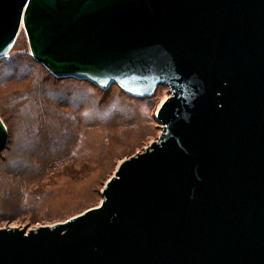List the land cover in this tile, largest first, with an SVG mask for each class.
Instances as JSON below:
<instances>
[{
    "label": "water",
    "instance_id": "obj_1",
    "mask_svg": "<svg viewBox=\"0 0 264 264\" xmlns=\"http://www.w3.org/2000/svg\"><path fill=\"white\" fill-rule=\"evenodd\" d=\"M23 30L58 78L170 96L98 205L0 228V264H264V0H0V59Z\"/></svg>",
    "mask_w": 264,
    "mask_h": 264
},
{
    "label": "trees",
    "instance_id": "obj_2",
    "mask_svg": "<svg viewBox=\"0 0 264 264\" xmlns=\"http://www.w3.org/2000/svg\"><path fill=\"white\" fill-rule=\"evenodd\" d=\"M10 85L27 87L2 112L6 118L10 115L9 121L22 119L23 123L17 124L21 132L16 139L41 138L45 128L51 125L59 131L58 137L64 140L44 137L50 144L49 149L43 150L42 155L32 162L14 167L10 164L14 161L11 157L4 159L1 156L9 151L12 141L9 138L8 146L0 155V170L6 169L0 176L11 183L1 190L5 196L1 198L4 201L1 205L6 207L17 209L19 206L21 209L29 203L33 208L49 209L50 200L28 191L29 198L25 202L16 182L40 181L53 169L75 164L88 155H101V159H108L112 147L127 141L126 132L135 131L145 137L152 135L157 127L145 107L147 98L136 97L116 84L103 89L87 80L58 78L36 61L29 51L0 59V87ZM66 87L73 90L64 91L58 98L59 90ZM95 193L97 191L92 189L91 194Z\"/></svg>",
    "mask_w": 264,
    "mask_h": 264
},
{
    "label": "rangeland",
    "instance_id": "obj_3",
    "mask_svg": "<svg viewBox=\"0 0 264 264\" xmlns=\"http://www.w3.org/2000/svg\"><path fill=\"white\" fill-rule=\"evenodd\" d=\"M28 51L30 52L28 40L23 30L14 48L9 53V56ZM26 89L27 87L21 85H19V87L12 85L0 87V115L6 119L9 138L10 140L12 139L9 143V151L4 152L1 156L4 159H9L11 157L14 161L10 164L14 167L18 164L32 162L34 158L36 159L42 155L44 152L43 150L49 149L50 144L44 140V137H48V139L51 140H64L58 137L59 131L54 129L51 125L45 128L41 138L34 140L26 139L24 141L16 139V136H20L19 134L21 132L17 124H19L22 119L9 121L10 115L6 118L2 112L3 109L7 110L10 102L13 103L14 99ZM69 90H73V88L66 87L64 90H59L58 98L63 96L62 93L64 91L67 92ZM169 96V88L165 85H160L152 96L146 97L148 100H146L147 103L145 107L157 126L152 135L142 137V135L135 131H128L125 133L127 141L125 143H117L112 147L109 150L108 159H101V155L97 157L88 155L85 158H80L81 160H78L75 164L70 165L69 163L63 167L53 169L46 175L45 179L40 181H27L26 183H21V181L18 180V182H16V186L18 188L20 187L22 191L23 199L26 200L25 202H27L29 198V194L26 193V191H28L29 193L44 196V199L47 201L50 200L49 209L33 208L29 203L21 209L19 206L16 207L17 209H13L1 205L4 203L1 198L5 197L1 193V190L9 187L11 183L0 176V228L18 226L29 230L40 225H52L57 222L65 221L92 206L98 205L103 199L101 190L106 182L114 175L119 163L138 152H143L152 141H157L159 139L160 134L163 132V127L156 118V113L161 102ZM11 113L14 114L15 112L12 110ZM13 123H15L14 126ZM37 146H39L38 150L36 149ZM108 161L109 164L107 163ZM5 171L6 169L0 170V175ZM92 189H95L97 193L92 195Z\"/></svg>",
    "mask_w": 264,
    "mask_h": 264
}]
</instances>
